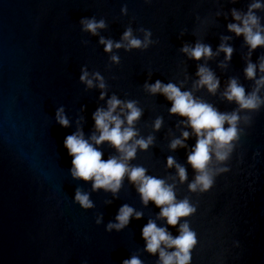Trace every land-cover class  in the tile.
<instances>
[{
    "label": "water",
    "instance_id": "1",
    "mask_svg": "<svg viewBox=\"0 0 264 264\" xmlns=\"http://www.w3.org/2000/svg\"><path fill=\"white\" fill-rule=\"evenodd\" d=\"M255 2L0 0V264H122L132 256L142 264H161L159 253L148 252L142 237L150 220L173 237L187 222L197 240L189 264H264V103L242 109L224 95L232 79L247 95L264 76L259 67L255 78L245 74L249 62L258 66L264 59V46L251 50L243 35L228 28L237 23L233 9L244 15ZM253 11L264 26V7ZM92 19L105 25L95 34L83 23ZM129 29L142 42L150 32L147 46L129 47L123 39ZM102 38L113 42L111 51ZM198 43L210 46L213 55L197 60L182 50ZM221 44L233 48L230 60ZM201 66L219 80L215 92L198 84ZM84 71L93 80L91 87L81 80ZM96 73L103 77V89ZM157 80L191 92L221 113L239 114L238 139L226 160L213 155L208 165L213 183L207 190L190 188L198 171L188 156L197 137L186 117L170 112L172 102L165 95L150 91L148 85ZM257 95L264 101V87ZM113 96L122 106L134 102L141 110L129 143L152 138L147 149L137 146L125 162L173 185L177 200L195 209L175 226L159 216L154 202L142 201L127 175L115 193L72 175L65 138L77 131L86 139L99 135L94 113L107 109ZM61 108L68 127L57 121ZM127 112L116 110L125 127ZM158 119L162 123L156 129ZM184 131L190 133L187 139ZM176 139L184 146L173 149ZM96 147L104 160L123 158L107 141ZM176 165L186 170L183 181ZM77 191L87 193L93 206L82 207ZM124 205L141 217L133 214L123 229L107 230Z\"/></svg>",
    "mask_w": 264,
    "mask_h": 264
},
{
    "label": "clouds",
    "instance_id": "2",
    "mask_svg": "<svg viewBox=\"0 0 264 264\" xmlns=\"http://www.w3.org/2000/svg\"><path fill=\"white\" fill-rule=\"evenodd\" d=\"M264 7V0H256L255 3L249 6L248 13L241 15L240 12L233 9V18L237 23L228 24L230 31L237 35H243L246 43L251 50L258 46H264V26L260 25L259 18L254 14V9ZM87 31L95 34L98 28L104 27L103 21L86 20L83 21ZM150 32L146 34L145 41L134 38L131 29L125 31L123 39L127 40L129 47L147 46ZM101 43L105 44V50L111 51L113 42L101 39ZM122 45L116 43L115 47L119 48ZM190 57L201 59L202 57H211L213 55L210 46L205 44H196L195 47L185 45L182 49ZM220 50L226 53V59L230 60L233 53V48L226 44L220 45ZM113 60H118V57H113ZM257 67L259 71L264 73V59L259 65L249 62L245 68L247 78L253 79L257 75ZM96 79L100 80L99 87H105L103 77L96 73ZM200 77L198 84L206 86L209 91L215 92L219 86V80L214 73L208 68L201 66L198 70ZM81 80L85 81L89 87L93 85V80L88 78V72L84 71ZM256 91L247 94L243 86L235 79L229 83L228 89L224 93L228 100H235L242 109H257L264 101L257 95L261 87H264V76H261L257 81ZM152 93H162L172 102L170 112L186 117L185 121L194 131L197 137L196 144L188 156L189 163L198 171L196 180L190 184L192 190H196L198 186L202 190H207L213 183V178L208 172V165L213 157L219 161H224L228 158L233 146V142L238 139L239 129L238 121L240 119L238 113H221L212 105L194 98L191 92L181 91L175 84H163L157 80L155 84L148 85ZM103 98V93L101 95ZM124 112L128 110L126 115L127 127H125V119H121L119 114H116L117 108ZM141 116V110L136 107L134 102H127L122 106V101L113 96L108 101L107 109H98L94 113L95 126L99 135L94 134L90 139H86L82 131H77L68 135L64 140V146L68 150V154L72 157V175L76 178L85 181L91 180L94 189L103 188L112 192H117L121 187L122 180L125 175L138 186V191L141 194L142 201L147 204L149 201L154 202L160 208L159 216L166 219L167 224L175 226L180 221V218L187 217L194 212V208L187 200L178 201L173 185L167 184L165 180L147 175V170L143 167H129L125 162L135 156L137 146L142 149H147L152 143V138L137 139L134 143H129L136 136V131L132 127L134 122ZM57 121L64 127L69 126V120L64 114L63 108L57 111ZM162 121L155 122V128L159 129ZM225 124L228 126L225 127ZM190 133L183 132V137L187 139ZM109 142L116 147L123 158L111 157L104 160L103 153L96 145L103 142ZM178 146H184V140L176 139L172 142L173 149ZM175 161L172 157L168 158V165L173 166ZM180 179H186V170L176 165ZM75 199L84 208L93 206L87 193L76 192ZM135 214L140 218L142 213L124 205L119 209L115 223L110 222L107 225V230H121L130 222V218ZM98 222H100L98 220ZM142 237L146 242V250L150 253H159L161 264H189L191 260V250L195 246L196 234L190 230L187 222L180 225V234L173 237L166 228L159 227L155 221L150 220L142 229ZM168 248H174V251H167ZM122 264H142V261L136 257L123 260Z\"/></svg>",
    "mask_w": 264,
    "mask_h": 264
}]
</instances>
